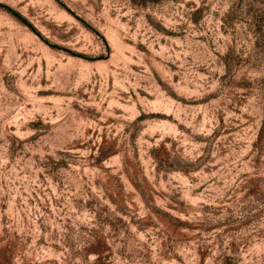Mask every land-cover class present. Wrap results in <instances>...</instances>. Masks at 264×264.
Listing matches in <instances>:
<instances>
[{"label": "rangeland", "instance_id": "obj_1", "mask_svg": "<svg viewBox=\"0 0 264 264\" xmlns=\"http://www.w3.org/2000/svg\"><path fill=\"white\" fill-rule=\"evenodd\" d=\"M0 264H264V0H0Z\"/></svg>", "mask_w": 264, "mask_h": 264}]
</instances>
